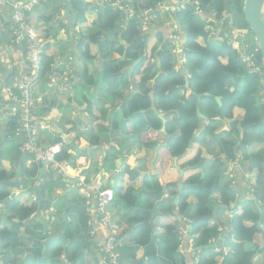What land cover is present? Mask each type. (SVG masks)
Returning <instances> with one entry per match:
<instances>
[{"label":"trees","instance_id":"trees-1","mask_svg":"<svg viewBox=\"0 0 264 264\" xmlns=\"http://www.w3.org/2000/svg\"><path fill=\"white\" fill-rule=\"evenodd\" d=\"M158 1L164 0H141L134 3V8L141 13V10L154 6ZM243 1L188 0L177 4L173 19L183 40L181 50L184 62L181 69L184 68V72L176 68L178 59L173 51L175 44L170 41L171 31L169 38L168 35L164 37L161 31L155 34L150 30L142 31L141 20L136 19L129 20L126 29L122 30L118 25L124 16L122 8L110 4L92 6L89 0H71L76 13L71 37L76 42L82 83L104 86L114 110L113 130L136 138L140 149L142 146L148 148L150 155L142 156L139 162L150 161L154 168L167 158L169 165H175L174 169L179 174L176 181L162 184L152 172L140 175L128 163L121 164L120 172L128 175L129 183L114 187L111 203L112 207L117 206V214L123 208L119 222L127 226L126 235L120 237V264H185V256L179 251L182 244L180 230L187 233L189 242L198 250L192 257L193 260L198 258L197 264H253L254 256L264 251V155L251 153L249 157V188L253 200L259 201L250 217L245 212H238L237 206H234L241 179L237 176L236 185H233L224 174L230 162H235L236 169L238 152L245 144L246 133L264 131V94L261 93L264 89V68L253 35L243 18ZM43 2L46 3L44 6L54 3L52 11L56 10V5L58 11L56 0ZM197 8L202 10L201 13L196 12ZM51 13L42 17L45 23L42 34L57 39L65 29V22L59 20L56 24L52 23ZM207 22L222 41H218L216 36H209V31L205 30ZM152 24L158 26L159 19H153ZM237 29V36H232ZM234 41L238 42L239 49L232 47ZM49 50L50 44L47 43L40 80V84L48 88L47 73L53 63V54ZM252 53L258 68L250 70L244 58ZM95 70L97 79L93 74ZM128 79L136 85L131 97L125 94L127 86H132ZM186 79L188 86L185 85ZM38 91L39 86L36 93ZM100 117L96 116L95 122L90 125L92 129L88 141L93 146L100 145L103 139L110 142L112 127L104 124L107 119L104 111ZM15 126V120L8 119L9 135L13 136ZM73 128L77 131L76 124ZM208 132L217 136L222 154L213 159L206 169L200 147L193 143L198 137L203 139ZM164 138L165 144L159 146ZM59 141L56 139L49 143ZM116 152L120 150L110 146L105 160L111 162L110 157ZM164 154L168 157H162ZM77 157L72 156L68 143H63L57 155L58 159L67 160L72 168ZM4 159L0 150V209L4 208L6 212L0 217V222L8 221L10 225L0 228V262L16 264L21 250L15 248L12 255L7 251L13 249L17 240H24L29 232L32 236H35L34 232L39 236L45 233L41 231L42 224L30 219L36 210V203L27 195L21 203L11 197L10 189L24 183L20 180L13 182L15 172L5 170L2 165ZM40 168L34 161L27 163L24 160L21 176L29 177L32 185ZM218 170L220 172L216 173ZM136 182H139L138 186ZM253 200L249 203L252 204ZM159 203L167 204L170 212L152 215ZM216 204L219 207L214 218H206ZM66 210L75 219L72 225L75 235L81 238L80 233L89 234L92 227L88 224L85 201L74 197L68 201ZM230 213L225 224L224 214ZM183 218L189 223L183 222ZM28 219L30 222L25 223ZM66 223L70 226L66 220L62 222L63 226ZM221 231H226L223 240L230 250L240 246L243 249L236 250L233 255L228 253L219 262L216 259L219 255L209 244L219 237ZM71 244L78 243L72 241ZM246 244H249L247 248ZM33 247L32 262L47 264L46 255L41 253L42 245L37 242ZM218 249L221 255L222 246ZM91 256L93 261H86L82 251L67 254V260L70 264H98L97 256ZM20 258L19 264H29L31 257Z\"/></svg>","mask_w":264,"mask_h":264},{"label":"crops","instance_id":"crops-1","mask_svg":"<svg viewBox=\"0 0 264 264\" xmlns=\"http://www.w3.org/2000/svg\"><path fill=\"white\" fill-rule=\"evenodd\" d=\"M176 1L177 2H175L174 0H164L163 2L165 4H177L179 0ZM89 2L92 6H96L99 4L100 0H89ZM45 4V2H42L38 6H36L33 13H31L28 17L29 22L38 29H43V27H45V23H43L42 17L49 15L50 12H52L51 14L53 16L57 12V5L56 10H54L53 12L52 9L54 8V3L49 6H44ZM165 15L168 18H166ZM173 16L174 13L164 14L158 26H154L152 24V34H155L157 31H161L164 37H166L170 32V27L176 25L174 20L172 19ZM204 16L209 18V16L207 15ZM65 21L66 19L64 18V22ZM161 23L165 26H161ZM72 32L73 31L65 32L64 30H62L57 39L52 38V40L49 42L50 53L53 55L56 53L71 54L74 56V58L77 59V53L75 51L76 42L72 40ZM211 35L218 36L217 31H213ZM174 44L175 47L173 48V51L175 52L178 59L176 68L181 69V66L183 67L184 62V59H182L181 50V46L183 45L181 35L180 39L177 42H174ZM22 52L23 50L19 49L11 42V37L7 33L0 32V102L2 101V89L5 83L10 80L12 75L20 72L18 68L12 66V62L15 59L22 58ZM181 70L184 71V68H182ZM79 74L80 69L77 73L74 84L72 85L70 90L68 92H65L64 94H59V92H57L55 89L50 87L48 88L47 86L45 87L44 84H39L38 92L44 95V104L38 110V118L42 125V128L39 131L41 140L44 143H49L51 142V140L56 139L65 142L66 138H70V140L73 141L78 148V151L76 153L72 152L70 148L72 156L78 157L75 161V167H71L70 169V177L68 180L61 178L54 172L49 171L47 168H44V171L42 173L40 185L43 188L44 196L48 199H54V202L52 204H44V206L46 205V208L43 211H41V208L43 207V205H41L40 214L41 216H43L44 222L48 225V232L56 231L61 234L60 238L49 242V244H47L49 246H44V250L41 251V253H44L47 257V264H70L67 260V254L74 255L82 251L85 253L86 261H93V257L91 256V254H95L98 258V264H105L97 242L101 241V239L104 238L106 231L98 225L97 220L95 218H92L91 222V227L95 232L94 237H92L90 233L88 234L84 232L80 233V238L75 235V232L73 231V227L71 225L68 226V224L66 223V227L62 224V222L65 223V221L61 220V215L66 216L65 220L69 224L73 222L72 220L75 221L73 217L68 215L66 204L64 205V207L63 205H56L57 200L62 196H66V203L72 200L74 197H79L83 201H85L84 197L77 189L76 184L79 178L90 180L97 177L101 180L103 187L107 190H110L113 194V189L115 186L117 188L125 186V184L129 183L128 175L122 174L120 172V167L123 162H126L131 167L137 169L140 175L149 174L151 172L156 174L160 183L162 184L168 181H176L177 177H179L177 170L174 169L175 165L170 166V161L167 158H163L162 161L158 163V166H154V168L151 166L150 161H138V159L142 156L150 155L147 151L148 148H144L142 146L140 149L137 146L138 143L136 142V140L132 139L130 136H124V132L120 133L118 131L117 133L116 130H113L114 110H112L111 107V100L109 101L104 91V86L102 84H83L81 81V74ZM93 74L97 79L98 73L96 72V70L93 72ZM129 82L131 83V81ZM88 109H90L91 112H89ZM103 111L107 116V119H105L106 121H103L104 124L108 126L112 125V130L109 132L110 142H107L103 139L100 145L93 146L90 145L88 141V136L92 129L90 125L91 122H95L96 116L100 117ZM99 119V122H101L102 117H100ZM7 122L8 119L0 115V150L2 151V153H4L5 157L2 165L8 172L13 170L15 172V178L17 167H20L19 180L21 181V183H24V185H29L31 183V179L27 176H21V164L24 160L27 163H29L31 160L28 156L22 155L19 152L17 140L7 132ZM75 124L77 126V131L73 128ZM246 135L247 139L245 141V144L238 152L236 174L241 179V183L239 185V189L237 190L239 192L235 195L234 206H237L238 212L242 211V214H244L245 212L246 216L250 217L252 214H254L252 212L253 207L257 208V206L259 205V201L253 200V196L248 197L249 195H252L249 188V157L251 153L264 155V131L252 134L246 133ZM125 137H127L126 139L130 141H127L126 139L123 140V138ZM198 138L199 139L196 140V143L193 144L200 147L204 160V166L206 169H208L209 165H211L212 163V160L222 154L221 147L218 143L217 136H215L212 132L206 133L203 136V139H201L200 137ZM163 144H165V138L158 143L159 146ZM112 145H114L117 150H120V152H116V154L112 155L110 157L112 161L110 162L105 159L109 147ZM162 157L168 156L167 154H164L162 155ZM215 172L218 173L220 171L218 170ZM224 174L227 180L230 179V176L226 171L224 172ZM46 181H49L50 183L48 182L49 184H47ZM52 182L54 184H52ZM136 185L138 186L139 182H136ZM21 191L23 190L19 187L11 188V197H15L18 202L21 203L24 202V195H27L29 196L28 198L37 203L32 193L28 191L24 193ZM236 197L238 198L237 200ZM249 200H253V203H249ZM117 209V206H110V211L113 214L118 226L119 236L122 238L124 235H126L127 226L125 225V223L119 222L120 215L123 214V208L119 210V214L116 213ZM156 209L157 212L156 214H154V216L161 213L170 212L169 206L167 204L164 205L162 203H159L156 206ZM50 211L56 212V214L52 216L60 217L61 223L57 220H53L50 222L47 221ZM70 213L72 214V212L69 211V214ZM5 214V209H0V217H3ZM226 215L224 214V217ZM28 220L25 223H29L30 220ZM8 225L9 224L6 221L0 222V228L8 227ZM23 234L26 235L25 233ZM26 236L27 237H24V240H17V242L13 246V251H15V248L23 250L24 259L27 257H31L29 264H34L32 262V258H34V256L31 254V249L33 248L35 250L33 245L37 242L34 241L32 244V240L36 237L32 236L31 232H29ZM75 237L79 238L80 240V242L77 241L78 244L76 245L71 244L72 241H74ZM223 242L225 241L223 240ZM248 246L249 244H246L245 248H247ZM27 248L29 249V251H27ZM195 249L196 248L193 247L191 242H189L187 233H184L179 251L185 256V264H194L192 257L195 254ZM217 249L218 248H214L215 252L219 255L216 259L219 262H222V260L225 259L224 257L228 253H232L233 255L236 250L241 251L243 247H236V250L229 249L228 253L226 254H224L222 250L221 255L219 254L220 249ZM1 253L2 250L0 243V259L2 256ZM9 255H12V253ZM20 257H22V254L16 258V264L20 263ZM231 259L233 260L234 257H232ZM253 260V264H264V251L255 255Z\"/></svg>","mask_w":264,"mask_h":264},{"label":"built area","instance_id":"built-area-1","mask_svg":"<svg viewBox=\"0 0 264 264\" xmlns=\"http://www.w3.org/2000/svg\"><path fill=\"white\" fill-rule=\"evenodd\" d=\"M43 1L0 0V32L7 33L11 37V42L25 52L22 58L12 62V66L18 68L20 72L12 75L3 86L0 115L6 119L15 120L16 126L13 137L17 140L18 149L22 155L28 156L31 161L39 166L47 168L61 178L68 180L71 167L67 160L57 158L65 142L44 143L39 132L42 125L38 118V110L44 104V95L36 93V90L41 80L45 44L49 43L52 37L43 35L44 27L43 29L36 28L29 22L28 17L33 13L35 7ZM56 1L59 3L58 11L51 18L54 24L65 18L66 0ZM139 1L141 0H100L98 6L110 4L122 8L124 16L118 22L122 30L126 29L129 20H141V24L148 25V21L157 18L158 14H171L176 9L175 4H165L158 1L154 6L145 8L140 13L134 8V3ZM201 11L200 8L196 10L197 13H201ZM142 30L145 31L146 26L145 28L142 26ZM205 30L213 31L209 22L206 23ZM171 32V39L174 42L180 39L176 25L171 26ZM52 59V68L47 73L48 86L55 89L59 94H64L70 90L75 82L79 71L77 59L71 54L60 53L54 54ZM244 60L250 70L258 68L253 53L247 55ZM261 93L264 94V89ZM234 163L230 162L226 168L229 170L227 172L231 183L236 185L237 174ZM76 185L85 199L88 224L91 225L92 218H95L98 225L106 231L104 238L97 242L105 264H120L119 248L121 241L118 226L110 211L113 194L103 187L101 180L97 177L90 180L79 178ZM182 221L186 224L189 223V220L185 218ZM184 233H186L184 230H180L181 238ZM94 234L92 228L90 235L94 236ZM197 253L196 250L195 256ZM193 263H198L197 257L194 258Z\"/></svg>","mask_w":264,"mask_h":264},{"label":"water","instance_id":"water-1","mask_svg":"<svg viewBox=\"0 0 264 264\" xmlns=\"http://www.w3.org/2000/svg\"><path fill=\"white\" fill-rule=\"evenodd\" d=\"M243 18L244 21L247 23L254 41L257 45L262 66L264 68V0H244L243 1ZM64 17L66 19L65 21V32L71 31L74 25L76 24V13L73 9L71 0H66V7L64 8ZM140 59L136 60L134 64H136ZM131 84L133 86V92L130 94V97L134 94L136 91V85L133 80H131ZM185 85L188 86V79H186ZM112 127V125H110ZM162 130H164V126L162 127ZM65 142L68 143L69 147L71 148L72 152L76 153L78 151V148L74 144L73 141L70 140V138H66ZM44 171V167L40 168L39 174L37 179L34 181L32 185H24V190L29 191L34 195V198L36 200V210L34 214L32 215L31 219L37 220L40 224H42V232L47 233V239L44 242V245L48 244L51 241H54L57 238L61 237V234L52 231L48 232V225L44 222L43 216L40 214V207L43 202H47L52 204L54 202V199H48L45 198L44 192L42 190V187L40 185V181L42 178V173ZM20 176V167H17L16 171V178L13 180V182L19 181ZM248 197H252V195H249ZM219 207V204H216L214 211L207 216L208 219H213L215 216V213L217 211V208ZM157 209L155 208L152 212V215L156 214ZM51 215H55L56 212L50 211ZM62 219H65V215H61ZM259 223V222H258ZM226 234V231H221L218 239L215 242H212L209 244L210 248H220L222 246V242L224 239V236ZM74 241L80 242L79 238L75 237ZM44 250V247H43ZM27 251L29 249L27 248Z\"/></svg>","mask_w":264,"mask_h":264},{"label":"rangeland","instance_id":"rangeland-1","mask_svg":"<svg viewBox=\"0 0 264 264\" xmlns=\"http://www.w3.org/2000/svg\"><path fill=\"white\" fill-rule=\"evenodd\" d=\"M175 2H177L176 0H174ZM181 2H186V0L184 1V0H179V2L178 3H181ZM177 3V4H178ZM174 4V3H173ZM177 4H175L176 5V9H175V11H174V14H175V12H176V10H177ZM164 14H169V13H162V14H158V16H157V18H155V19H159V22H160V20L162 19V17H163V15ZM173 14V13H172ZM161 18V19H160ZM173 19V18H172ZM174 20V19H173ZM152 21H153V19L152 20H150V21H148V25H145V24H142V26H143V28H145V26H146V30L145 31H147V30H150V31H152L153 30V28H152ZM161 26H165V25H162V23L160 24ZM171 28V27H170ZM142 30V29H141ZM142 31H144V30H142ZM170 31H171V29H170ZM210 34H209V36L211 37V36H214V35H211L212 33H213V31H210L209 32ZM237 34H238V29L234 32V34H232V36H237ZM170 37V36H169ZM168 37V38H169ZM215 38H217V40L218 41H222V39H221V37L220 36H216ZM170 41L172 42V43H174V41L172 40V39H170ZM233 47L234 48H240L239 47V45H238V42H233ZM129 81H131V79H128ZM131 91H132V86L129 84L128 86H127V89H126V92H125V94H130L131 93ZM134 140H136V142L138 143V140L136 139V138H134ZM197 146V145H196ZM203 157V156H202ZM226 170L227 171H229L228 170V168H226ZM233 176V175H232ZM250 184H251V182H250ZM28 185V184H27ZM29 185H31V183L29 184ZM19 188L20 189H22V190H24L23 188H24V184L22 185V186H19ZM21 192H24V193H26L27 191H21ZM29 192V191H28ZM29 197V196H28ZM238 198L236 197V200H237ZM66 196L64 197V196H62V197H60L58 200H57V203H56V205H63V207H64V205L66 204L67 205V203H66ZM44 204H47L46 202H43L41 205H43V207L41 208V211H43L46 207V205L44 206ZM55 205V206H56ZM215 209V208H214ZM214 209H213V211H214ZM232 214V213H231ZM226 215V214H225ZM48 216H49V218H48V222H50V221H53V220H57V221H59L60 223H61V221H60V217H58V216H52L51 214H48ZM225 217H226V219H225ZM225 217H223L224 218V223L226 224L227 223V220H228V218H229V215H226ZM62 221H65V219H61ZM73 222H74V220H72ZM8 224H9V222L8 221H6ZM73 222L72 223H70V225L72 226L73 225ZM10 225H8V227H9ZM64 226H66V225H64ZM67 227V226H66ZM224 227H225V225H224ZM42 231V230H41ZM35 233V236H36V238H34L33 240H32V244H33V242L35 241V242H39L41 245H42V249H41V251H43V247L45 246L44 245V242H45V240L47 239V233H45V234H41V236H39V234L38 233H36V232H34ZM40 238H44V239H40ZM58 239V238H57ZM183 239V237L181 238V240ZM218 239V238H217ZM216 239V240H217ZM216 240H214L213 242H215ZM63 241H64V239H63ZM49 244V243H48ZM47 245V244H46ZM47 246H49V245H47ZM195 250H197V249H195ZM217 250H219V249H217ZM222 250H223V252H224V254H226V253H228V250H229V247H228V244H226V242H223V245H222ZM13 252V249H11V250H9V254H11ZM197 252H198V250H197ZM21 254H22V259L24 258V251L23 250H21ZM91 259V258H90Z\"/></svg>","mask_w":264,"mask_h":264},{"label":"bare ground","instance_id":"bare-ground-1","mask_svg":"<svg viewBox=\"0 0 264 264\" xmlns=\"http://www.w3.org/2000/svg\"><path fill=\"white\" fill-rule=\"evenodd\" d=\"M90 4V3H89ZM172 16V15H171ZM80 23V21H79ZM223 24V23H222ZM220 25V24H219ZM74 31V30H73ZM120 72V71H119ZM124 74V73H123ZM112 90V89H111ZM110 91V90H109ZM67 182V181H66ZM136 211V210H135ZM150 217V216H149ZM174 226V225H173ZM176 229V228H175ZM131 241V240H130ZM125 245V244H124ZM121 247V246H120ZM254 261V260H253ZM121 262V261H120Z\"/></svg>","mask_w":264,"mask_h":264}]
</instances>
